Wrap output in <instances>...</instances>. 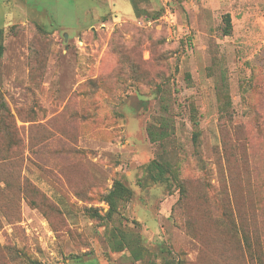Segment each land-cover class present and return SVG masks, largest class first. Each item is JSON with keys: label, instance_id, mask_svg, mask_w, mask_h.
Returning <instances> with one entry per match:
<instances>
[{"label": "rangeland", "instance_id": "374dc122", "mask_svg": "<svg viewBox=\"0 0 264 264\" xmlns=\"http://www.w3.org/2000/svg\"><path fill=\"white\" fill-rule=\"evenodd\" d=\"M0 29V264H264V0H0Z\"/></svg>", "mask_w": 264, "mask_h": 264}, {"label": "trees", "instance_id": "16d2710c", "mask_svg": "<svg viewBox=\"0 0 264 264\" xmlns=\"http://www.w3.org/2000/svg\"><path fill=\"white\" fill-rule=\"evenodd\" d=\"M227 23V29L232 27L230 16H227L226 18ZM4 54V45H3V30L0 29V61ZM157 135L155 132L150 131V136L153 137ZM167 136L166 132L160 133V137L165 138ZM194 139H197V136L194 137ZM149 169L152 174V178L156 182H165L167 180L166 178V172L167 168L162 165L161 163L154 161L150 163ZM131 196V192L129 189H127L121 182L115 183L114 190L107 196L106 201L110 205V213H113L116 209V200L117 199H126ZM166 264H172L170 262Z\"/></svg>", "mask_w": 264, "mask_h": 264}]
</instances>
